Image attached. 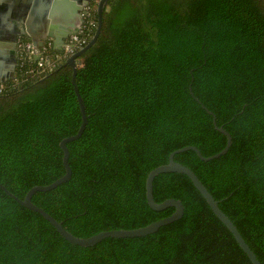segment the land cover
<instances>
[{
	"label": "trees",
	"instance_id": "obj_1",
	"mask_svg": "<svg viewBox=\"0 0 264 264\" xmlns=\"http://www.w3.org/2000/svg\"><path fill=\"white\" fill-rule=\"evenodd\" d=\"M99 1L71 47L46 42L43 66L19 47L15 77L0 83V264H253L184 173L154 180L155 200H181L182 218L92 246L69 242L4 189L23 199L65 174L60 143L82 123L65 63L96 34ZM78 60L88 123L67 143L72 177L33 202L79 237L147 226L176 210L149 205V172L185 146L220 152L224 127L227 153L205 161L190 149L174 159L195 171L264 264V0H109L97 42Z\"/></svg>",
	"mask_w": 264,
	"mask_h": 264
},
{
	"label": "water",
	"instance_id": "obj_2",
	"mask_svg": "<svg viewBox=\"0 0 264 264\" xmlns=\"http://www.w3.org/2000/svg\"><path fill=\"white\" fill-rule=\"evenodd\" d=\"M24 1V0H20ZM79 2V6H76L73 1L68 0H48L47 2L43 3L44 12L45 14L50 13V10L52 11V16H59V22H60V29L57 34H53L52 32L41 35L37 33H33L34 31L30 30V27L25 19V14L27 13L30 0H26L27 3H25V7L21 9L19 12L15 14L16 17V23L12 24L11 26H6L2 22H0V53H6V48H12L15 50V48L18 46V38L23 33L28 34L31 39L34 46V50L36 52V59H40L41 54V48L45 45V40L48 37H55L59 39L62 43L54 44V48L58 50H62L65 43V38H67L69 35H72L76 31L82 28V26L85 23V17L84 15L87 13L86 6L91 0H76ZM109 0H100L98 3V17H99V26L96 31V34L92 38V40L82 47L80 50L72 54L66 61V65H70L73 67V84L75 88V92L80 104L81 112H82V123L78 130V132L72 136L64 138L60 145L64 151V157L63 162L66 169L65 174L55 180L54 182L47 184V185H35L33 186L26 194V196L22 199L18 196H16L14 193L6 189L4 186V189L6 192L13 198H15L19 203L23 204L27 208L36 211L40 213L43 217H45L48 221H50L57 231L66 238L69 242L80 245V246H92L97 244L98 242L102 241L105 238L108 237H116V238H125V237H141L146 236L149 234H152L156 231H158L162 226L170 224L176 220H179L183 217L185 213V206L183 202L179 199L175 198H169L164 200L163 202H157L154 197V180L155 178L161 174L166 172H179L186 174L193 182L195 187L201 192V194L204 196L208 204L210 205L213 212L216 214V216L229 228V230L234 235L235 239L239 243L240 247L243 249V251L247 254L249 259L253 264H262L261 261L258 259L256 253L252 250V248L249 246V244L246 242L245 238L239 231L238 227L235 225V223L230 219V217L221 209L219 205V201L214 198L212 193L208 190L206 185L202 182V180L199 178V176L195 173L193 169H191L189 166H186L174 159L175 155L177 153L193 149L197 152L198 156L205 161H210L216 158H219L223 154L227 153L229 148L232 145V136L231 134L224 128L219 127L218 129L223 132L227 137V144L220 152L213 154L211 156H204L200 149L196 146L190 145L185 146L183 148L177 149L173 151L170 154L169 162L166 164H162L151 170L147 176L146 179V196L149 205L155 209V210H164L168 207L174 206L176 208L175 212L171 214L168 217L162 218L158 221L152 222L148 224L147 226L135 228V229H115V230H107V231H101L100 233L90 236V237H79L74 235L72 232L67 230L63 222L58 221L55 217H53L50 213H48L44 208L37 205L33 202L32 198L36 192H46L55 189L57 186L69 181L72 177V168L69 163V149L67 147V143L70 141H74L79 139L84 130L86 129L87 123H88V115L86 110V105L84 103V100L82 98V95L79 91L76 79H77V73H78V64L80 63L78 58L83 55L86 51H88L98 40L101 30H102V23H103V13L105 6ZM38 3L36 2L34 8L32 9L33 12L37 11ZM39 9V8H38ZM23 23V24H22ZM25 25V30L22 29V26ZM27 26V28H26ZM5 42H8L10 44H5ZM46 73L43 72V76ZM4 80L0 79V83H3Z\"/></svg>",
	"mask_w": 264,
	"mask_h": 264
},
{
	"label": "crops",
	"instance_id": "obj_3",
	"mask_svg": "<svg viewBox=\"0 0 264 264\" xmlns=\"http://www.w3.org/2000/svg\"><path fill=\"white\" fill-rule=\"evenodd\" d=\"M47 1L48 0H30V2H28L29 7L27 13L25 14L26 16L24 20L26 21V25L28 23L30 30L34 31V34L37 33L45 35L50 32H52L53 34H57L59 32V29L61 28L59 25V16L61 14L53 17L51 10L49 15L45 14L44 7L42 4ZM68 1L76 2L75 5L79 6V2H77L76 0ZM91 1L86 6V10L90 6ZM36 2L38 3L37 11L33 12L32 9L34 8ZM25 3H27L26 0H0V22H2L6 26H11L12 24H15V14L25 7ZM22 29L24 30V32H26L25 25L22 26ZM22 35L28 36L32 41L31 37L28 34L23 33ZM21 36H19L18 42L21 40ZM69 37L70 35L65 38L64 46L66 45V42ZM57 41L60 42L59 39L55 37H48L45 40V43H51L53 46L55 43L59 45L62 44L58 43ZM5 44L10 43L5 42ZM6 49V53H0V79L4 80V82L15 77L17 68L20 65L18 46L15 48V50H13L12 48Z\"/></svg>",
	"mask_w": 264,
	"mask_h": 264
},
{
	"label": "built area",
	"instance_id": "obj_4",
	"mask_svg": "<svg viewBox=\"0 0 264 264\" xmlns=\"http://www.w3.org/2000/svg\"><path fill=\"white\" fill-rule=\"evenodd\" d=\"M89 8H90V6H89L88 9H87V13L84 15V16H85V21H86L87 15L89 14ZM84 24H85V23H84ZM83 26H84V25H83ZM83 26H82V28H83ZM82 28H81V29H82ZM81 29H79V30H81ZM79 30H78V31H79ZM78 31H76V32H78ZM76 32H75V33H76ZM75 33H73V34L71 35V36L73 37L71 41L77 39V35H76ZM71 41H70V43H68L66 46L71 47ZM19 47H23V49H25V50L27 51V55H28L29 57H31V55H35V56L37 55L36 52H35V50H34V46H33V43H32V42H27V43H25V44H22L21 41H19V42H18V48H19ZM19 53H21V51H20ZM36 60H37V59H36ZM38 61H39L40 66H43L42 56H41L40 59H38ZM1 90H2V87H0V92H1Z\"/></svg>",
	"mask_w": 264,
	"mask_h": 264
},
{
	"label": "flooded vegetation",
	"instance_id": "obj_5",
	"mask_svg": "<svg viewBox=\"0 0 264 264\" xmlns=\"http://www.w3.org/2000/svg\"><path fill=\"white\" fill-rule=\"evenodd\" d=\"M85 17V16H84ZM71 36V35H70Z\"/></svg>",
	"mask_w": 264,
	"mask_h": 264
}]
</instances>
